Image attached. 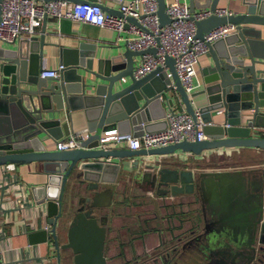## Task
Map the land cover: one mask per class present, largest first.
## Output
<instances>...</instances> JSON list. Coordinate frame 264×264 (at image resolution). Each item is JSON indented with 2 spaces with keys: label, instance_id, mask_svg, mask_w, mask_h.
I'll return each mask as SVG.
<instances>
[{
  "label": "water",
  "instance_id": "95a60500",
  "mask_svg": "<svg viewBox=\"0 0 264 264\" xmlns=\"http://www.w3.org/2000/svg\"><path fill=\"white\" fill-rule=\"evenodd\" d=\"M69 1L98 2L106 12L121 15L118 8L110 10L101 0ZM196 1L189 0L190 10ZM198 1L200 6L213 8L218 0ZM242 2L243 11L214 13L195 21V37H203L219 23L236 24L235 31L207 44L211 61L201 89L206 102L199 106L192 101L195 91L187 92L180 84L171 55L165 57L171 77L165 76L159 65L142 76L133 74L134 56L146 50L154 52L153 46L132 49L123 42L118 44L122 47L120 51L96 57L93 52L85 53L78 48L73 61L62 58L58 76H42L39 72L47 18L43 15L39 36H22L19 47L0 48V164L31 160L54 164L35 202L43 204L47 212L49 226L41 230V239L52 238L57 264H61L62 248L71 250L74 264H106L105 226L94 214L96 202L94 196L90 200L92 192L79 196L78 203L80 198L85 201L79 203L68 220L62 242L58 239V225L66 215L65 206L69 201L65 200L66 194L79 188L80 179L88 181L87 190L96 188L103 179L101 173L105 167L115 161L107 158L128 157L137 165L139 155L165 154L176 149L198 154L202 149L218 146L264 148V135L252 133L255 126H264V40L260 38V29L248 25L249 22L264 24V0ZM164 5L165 0H158L160 24L170 19ZM126 18L135 21L130 15ZM171 79L174 86L166 85ZM164 103L170 109H185L193 117L198 114L204 121L206 137L147 149L98 146V137L106 128L115 127L119 132L134 134L164 128ZM77 107H82L89 129L81 145L46 148L45 137H52L57 144L59 135L70 132L71 110ZM217 114L222 119L214 122L213 116ZM158 119L164 124L150 127ZM199 177L200 204L214 216L209 222L211 227L205 223L209 231L205 238L221 242L222 238H230V232L252 237L264 210L263 178L253 183L239 168L201 171ZM4 186H1L2 192ZM215 224L217 227H213ZM0 264L7 263L0 257Z\"/></svg>",
  "mask_w": 264,
  "mask_h": 264
},
{
  "label": "crops",
  "instance_id": "0c3cea01",
  "mask_svg": "<svg viewBox=\"0 0 264 264\" xmlns=\"http://www.w3.org/2000/svg\"><path fill=\"white\" fill-rule=\"evenodd\" d=\"M69 1V0H68ZM110 10L117 8V0H101ZM189 3V0H184ZM216 5L231 11H243L242 0H218ZM200 7L195 2L194 9ZM41 67L56 66L62 58L74 60L75 50L81 48L94 56H110L120 51L123 43L117 39L114 28L91 24L67 17L46 15ZM260 29L264 40V24L251 23ZM41 26V24H40ZM32 35L39 36V30ZM232 31H235L233 29ZM19 39L0 41V48H17ZM135 55L134 59H138ZM211 61L207 51L198 57L197 79L199 85L192 91L193 104L199 106L205 101L204 77L207 64ZM77 105H80L77 102ZM165 112L170 106L165 104ZM214 122L221 121V114L213 116ZM70 131L86 126L82 107L71 110ZM164 123L158 119L150 127H160ZM65 134L59 135L58 140ZM46 148H56L52 137L44 138ZM124 145L123 142L116 146ZM248 153V156L246 154ZM262 155L261 162H252L253 155ZM235 155L246 156L242 163L234 161ZM245 158V157H244ZM137 165L128 157L107 158L102 181L96 188L87 190L88 181L79 180V188L67 193L66 215L59 221L58 239L65 240L67 222L76 211L81 195L92 192L96 206L93 211L99 223L105 226L104 255L108 264H124L138 261L142 256L157 251L168 250L191 233L198 222L199 193L197 189L201 171L239 168L253 183L264 180V148L235 145L205 148L200 153L176 149L165 154L139 155ZM243 159V158H241ZM225 161V162H224ZM251 161V162H250ZM118 163V165L116 164ZM14 167L4 172L5 164H0V248L2 259L7 264H57L52 238L41 239V230L48 227L47 212L43 204L35 202L41 195L43 184L48 179V171L55 166L51 162L38 160L14 162ZM262 173V174H261ZM56 178L52 181L55 182ZM69 178L68 182H71ZM258 180V181H257ZM70 183L67 184V187ZM4 186L3 192L1 186ZM264 187V182H263ZM70 255V257H69ZM69 248L60 250L61 264H74ZM161 257L151 258L149 264L161 262Z\"/></svg>",
  "mask_w": 264,
  "mask_h": 264
},
{
  "label": "built area",
  "instance_id": "2783aa9c",
  "mask_svg": "<svg viewBox=\"0 0 264 264\" xmlns=\"http://www.w3.org/2000/svg\"><path fill=\"white\" fill-rule=\"evenodd\" d=\"M0 41H12L31 36L38 31L43 15L67 17L86 21L116 30L117 39L132 49H145L153 46L155 51L146 50L135 59L133 74L138 77L146 72L162 67L165 76L171 77L166 55L173 57L180 84L187 92L194 90L200 83L197 79V62L201 53L208 50L207 44L219 36L235 29L234 22H223L207 30L203 37H195V21L211 14H231L225 6H200L190 10L184 0H165L164 10L169 20L160 24L157 14L158 0H118L117 8L121 15L106 12L98 2L68 0H0ZM130 15L135 21L127 19ZM63 63L40 68L39 75L58 76ZM172 84V79L165 82ZM174 86V84H172ZM166 125L157 130H147L141 134L119 132L115 127L106 128L98 137V146L108 148L123 142L128 148L162 146L182 139L200 140L206 135L204 121L198 114L193 117L187 110L169 109L165 112ZM253 134L264 135V126H255ZM89 134L87 126L70 131L60 138L57 147L73 148L81 145V140ZM14 162L5 164L4 172L14 167ZM3 250L0 248V257ZM1 260L3 261L2 257Z\"/></svg>",
  "mask_w": 264,
  "mask_h": 264
},
{
  "label": "flooded vegetation",
  "instance_id": "af4514ba",
  "mask_svg": "<svg viewBox=\"0 0 264 264\" xmlns=\"http://www.w3.org/2000/svg\"><path fill=\"white\" fill-rule=\"evenodd\" d=\"M197 211V226L182 244H175L168 250L161 249L140 257L138 261L124 264H149L150 259L157 256L161 257V262L156 264H264V210L252 237H240L230 232V238H222L221 242L205 238V234L209 232L205 223L212 226L209 222L214 217L213 214L203 208L200 202Z\"/></svg>",
  "mask_w": 264,
  "mask_h": 264
},
{
  "label": "rangeland",
  "instance_id": "374dc122",
  "mask_svg": "<svg viewBox=\"0 0 264 264\" xmlns=\"http://www.w3.org/2000/svg\"><path fill=\"white\" fill-rule=\"evenodd\" d=\"M246 156H248V153L246 154ZM246 156H241V157H239L238 155L236 156L235 155V157L233 158L234 159V161H235V164L236 163H242L244 160H248V159H246ZM254 157H256L255 159H253V161L252 162H261V160H262V155H259V154H256V155H253ZM245 157V158H244ZM241 158H243V159H241ZM249 161V160H248ZM225 162V161H224ZM251 162V161H250ZM190 234V233H189ZM185 237H187V236H185ZM183 241H185V238L181 241V244L183 243ZM69 257H70V255H69Z\"/></svg>",
  "mask_w": 264,
  "mask_h": 264
}]
</instances>
